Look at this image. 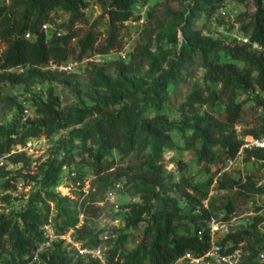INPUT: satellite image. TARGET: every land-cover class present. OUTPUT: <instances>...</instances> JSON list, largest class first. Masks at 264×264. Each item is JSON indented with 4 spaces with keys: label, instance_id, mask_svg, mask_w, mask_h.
I'll return each instance as SVG.
<instances>
[{
    "label": "rangeland",
    "instance_id": "obj_1",
    "mask_svg": "<svg viewBox=\"0 0 264 264\" xmlns=\"http://www.w3.org/2000/svg\"><path fill=\"white\" fill-rule=\"evenodd\" d=\"M13 1L0 0V4L10 5ZM87 1L89 6L84 12L89 26H95L100 32L97 46H101L107 37L104 12L110 0ZM208 4L207 0H134V17L120 26V50L85 54L79 74H64L48 64L46 70L63 74V83L36 79L30 85H11L0 81V128L7 131L24 132V128L43 125L39 108L45 102L54 104L62 116L105 104L101 115L95 114L81 125L50 136L41 134L27 139L25 145L15 147L0 159V215L22 223V216L30 209L48 213V234L64 236V240L57 242L61 244L62 251L76 261L89 259L81 253L87 248L100 246L108 258L114 244L120 255L141 245L147 224L141 223L135 229H128L126 224L128 206L140 202V199L130 192V187H126V180L118 177V170L130 163L117 151H112L108 157L114 163L112 168L96 175L94 160L88 152L93 142L85 139L84 131L102 115L125 111L138 115L145 110L142 113L145 119L160 114L174 122L182 119L178 107L195 85H204L207 66L223 65L228 61L221 47L237 44L232 35L236 30L243 33L242 26L250 22L256 11L254 0H224L220 5L215 4L219 7L214 12L210 11ZM19 5L17 11L21 13L23 4L19 2ZM221 6L231 13L228 19L219 15ZM241 18H245L244 21ZM51 19L47 32L63 29L70 16L57 9L51 14ZM186 19V31H179L178 35L180 45L158 56L155 50L159 49L157 38L160 32L175 26L179 28ZM76 28L87 29L81 24ZM6 48L7 43L2 41L0 51ZM238 66L243 67L241 64ZM165 94L171 98L163 103L160 111L154 106L153 98H164ZM256 94L250 91L241 93L239 97L245 102L241 120L235 126L240 138L255 139L254 135L244 134L259 132L264 103L256 100ZM205 110V107L201 108V112ZM215 110V116L220 117L218 114L224 111V107L219 106ZM173 137L176 148L166 150L163 155L162 168L166 180L161 192L181 207L179 215L187 226V229L180 227L181 230L194 232V222L191 221L193 218L199 220L204 215L202 208H205L219 221L214 237L220 247V256L209 258L206 264H264L258 256L251 258L245 251L246 241L237 245L233 255L222 259V251L235 246L232 242L222 243L229 234L249 229L257 219L262 221L258 228L264 234V218L259 214L264 202L260 196L248 198L239 195L237 189H221L219 186L224 174L230 180H243L244 183L251 178L264 185V160L243 152L236 160L228 161L222 173L213 176L215 167L200 162L193 149H186L180 134L173 133ZM260 137L263 135L257 138ZM14 158L21 161L16 163ZM62 161L66 163L62 166L57 187H43L44 173ZM183 176L193 184L212 180L208 198L196 205L184 197L177 187ZM230 203L232 210L229 211L226 206ZM199 222L209 225V220ZM74 223L77 226L71 228ZM82 226L88 228L83 235L87 236L90 231L93 236V245L89 246L90 239H78ZM5 258H11L10 254Z\"/></svg>",
    "mask_w": 264,
    "mask_h": 264
},
{
    "label": "trees",
    "instance_id": "obj_2",
    "mask_svg": "<svg viewBox=\"0 0 264 264\" xmlns=\"http://www.w3.org/2000/svg\"><path fill=\"white\" fill-rule=\"evenodd\" d=\"M223 1L207 0L210 11L214 12ZM254 1L256 11L250 17V22L242 26L243 34L264 48V0ZM19 2L23 4L21 13L17 11ZM133 5L134 0L109 1L104 12L107 18V37L101 46H97L101 34L95 26H89L84 12L89 6L87 0H15L10 5L0 4V43H7V48L0 51V81L11 85H30L36 79L63 83V74L48 71L46 66L50 62L61 65L71 60L81 61L89 52L107 54L112 50H120V26L134 17ZM57 9L69 14V22L63 25V29L44 31L43 26L52 22L51 14ZM244 19L241 18V21ZM77 24L87 29L76 28ZM187 24L188 19L184 24H179V28L175 26L160 32L157 38L159 49L155 53L159 56L172 47H178L179 31L185 32ZM28 34L32 36L31 39L26 38ZM221 50L228 61L223 65L215 63L206 67L204 85H195L178 107L182 115L180 121H171L164 114L145 119L142 118L145 110L138 115L125 111L102 115L84 131L85 139L93 142L88 152L94 160L96 175L112 168L114 163L108 160L112 151H117L128 160L130 164L118 170V177L126 180V187H130V192L138 196L140 202L128 206L130 210L126 224L128 229H135L141 223L147 224L141 245L132 252L120 255L114 244L106 258L107 264H174L188 253L201 257L211 249L209 225L199 221L210 220L212 213L202 208L204 215L199 220L193 218L191 221L194 222V232L191 229L187 232L181 230L187 229L179 215L182 213L181 207L161 192L166 180L162 160L166 150L176 148L173 133L181 135L186 149H193L200 162L216 168L213 176L222 173L228 161L238 158L243 138L239 137L235 126L241 120L245 103L239 97L241 93L253 91L257 93L256 100L264 103V52H253L248 46L239 44L223 46ZM239 64L243 67L240 68ZM155 93H158L157 90ZM170 98L167 94L164 98L155 96L154 106L161 111L163 103ZM104 105L101 107L97 104L62 116L54 104L42 103L39 111L43 116V125L24 128V132L0 128V159L10 154L15 147L25 145L27 139L41 134L50 136L81 125L95 114L101 115ZM219 106H223L224 111L223 115L219 113L221 116L217 117L214 112ZM203 107L206 110L201 112ZM244 135H254L256 138L264 136V116L259 132L248 131ZM244 152L264 160V149ZM14 160L16 163L21 161L18 158ZM64 163L66 161L60 162L58 166L53 165L44 173L41 183L43 187H57ZM211 184L212 180L193 184L187 176H183L177 187L190 202L199 205L208 198ZM219 186L221 189H237L239 195L248 198L260 196L264 202V185L255 183L251 178L243 183V180H230L224 174L219 180ZM226 208L232 210L231 203ZM48 215L30 209L22 216V223L0 215L1 264H101L94 259L76 261L68 257L58 242L36 261V250L45 239ZM260 222L257 219L249 229L229 234L222 243L232 242L235 246L223 250V256L233 255L237 245L246 241L245 251L250 253L251 258L257 257L264 244V234L258 228ZM76 226V223L71 224V228ZM81 229L78 231V239H90L88 244L93 245L90 231L87 236L82 234L88 229L87 226ZM8 254L12 259L6 260ZM24 257L28 258L24 260Z\"/></svg>",
    "mask_w": 264,
    "mask_h": 264
},
{
    "label": "built area",
    "instance_id": "obj_3",
    "mask_svg": "<svg viewBox=\"0 0 264 264\" xmlns=\"http://www.w3.org/2000/svg\"><path fill=\"white\" fill-rule=\"evenodd\" d=\"M219 15L224 19L225 18L228 19L231 16V13L229 12L227 8L222 7L219 9ZM232 25H234V23ZM43 30L46 32L49 30L48 24L43 26ZM232 36L237 44L248 46L249 49L253 52H264L263 47H261L258 43L252 42L248 36L244 35L243 33H239L238 30H236V32ZM26 38L31 39L32 36L28 34L26 35ZM84 61L85 60H81V61L71 60L61 65L59 64L54 65V62H50L49 65L54 66V69L60 72H64L67 74H77L81 72ZM255 149H262V150L264 149V136L260 138H255V139L254 138L249 139L248 137L243 138V145H242L239 156L243 154L245 150H255ZM259 185H262V184H259ZM117 186L120 187L119 184ZM205 206L207 207V204H205ZM259 214L262 215V217L264 218V204L261 205ZM224 216L225 215H222V217ZM218 224H219V221L214 219V217L210 218L209 228H210L211 235H212L211 236V249L204 256L196 257L192 253H188L181 259L177 260L174 264H206L209 258L220 256V247L217 246L218 244L214 237L215 232L218 230L216 227L218 226ZM64 239H65L64 236H56V235L48 234L47 227H46L45 228V239L38 246L34 259L38 261L40 259V255H43L47 253L48 251H50L51 249H53L54 244L58 240H64ZM81 253L85 255L86 257H88L89 259L98 260L100 261L101 264H107L105 252L103 248L100 246L91 248V249L90 248L84 249L83 251H81ZM258 258L259 260L264 261V244H263V249L260 251L258 255ZM222 259L226 260L227 258L222 257Z\"/></svg>",
    "mask_w": 264,
    "mask_h": 264
}]
</instances>
